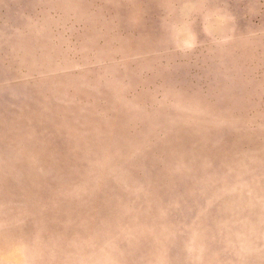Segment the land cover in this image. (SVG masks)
Here are the masks:
<instances>
[{
  "label": "rangeland",
  "instance_id": "374dc122",
  "mask_svg": "<svg viewBox=\"0 0 264 264\" xmlns=\"http://www.w3.org/2000/svg\"><path fill=\"white\" fill-rule=\"evenodd\" d=\"M0 264H264V0H0Z\"/></svg>",
  "mask_w": 264,
  "mask_h": 264
}]
</instances>
